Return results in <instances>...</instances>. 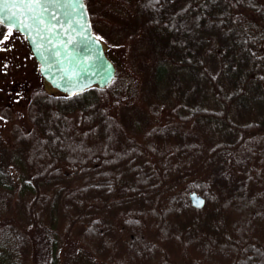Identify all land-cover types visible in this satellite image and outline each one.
Here are the masks:
<instances>
[{"label": "trees", "instance_id": "trees-1", "mask_svg": "<svg viewBox=\"0 0 264 264\" xmlns=\"http://www.w3.org/2000/svg\"><path fill=\"white\" fill-rule=\"evenodd\" d=\"M85 1L115 77L27 88L0 264H63L64 238L111 264H264V0Z\"/></svg>", "mask_w": 264, "mask_h": 264}, {"label": "water", "instance_id": "water-1", "mask_svg": "<svg viewBox=\"0 0 264 264\" xmlns=\"http://www.w3.org/2000/svg\"><path fill=\"white\" fill-rule=\"evenodd\" d=\"M0 25L24 36L40 75L62 92L74 95L115 77L85 0H0ZM189 198L196 207L205 202L194 191Z\"/></svg>", "mask_w": 264, "mask_h": 264}, {"label": "rangeland", "instance_id": "rangeland-1", "mask_svg": "<svg viewBox=\"0 0 264 264\" xmlns=\"http://www.w3.org/2000/svg\"><path fill=\"white\" fill-rule=\"evenodd\" d=\"M98 27L101 32L107 31L105 27L102 29L99 25ZM37 81H41L49 91H53L54 88L40 75L38 63L33 57L24 36L13 29L5 30L0 37V138L2 141H7L9 138V119L16 116L15 114L19 115L21 124H27L24 116L27 88L35 86ZM0 154L7 159L10 152L2 151ZM12 177L19 189L23 176L15 174ZM21 218L18 217V220H24ZM46 223H48L47 220ZM2 225L6 226V224L0 223V229ZM21 225L24 226L22 222ZM0 237H3V233H0ZM12 244L10 238V245ZM56 255L59 262H63V264H111L102 259L91 261L78 245L71 248L66 238L56 246ZM0 256H2L1 253ZM7 261L10 264L20 263V256L15 248L10 251Z\"/></svg>", "mask_w": 264, "mask_h": 264}]
</instances>
